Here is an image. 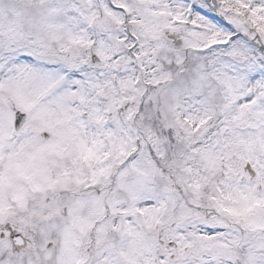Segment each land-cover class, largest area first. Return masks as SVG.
Here are the masks:
<instances>
[{
	"label": "snow or ice",
	"instance_id": "obj_1",
	"mask_svg": "<svg viewBox=\"0 0 264 264\" xmlns=\"http://www.w3.org/2000/svg\"><path fill=\"white\" fill-rule=\"evenodd\" d=\"M0 264H264V0H0Z\"/></svg>",
	"mask_w": 264,
	"mask_h": 264
}]
</instances>
